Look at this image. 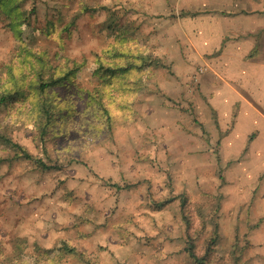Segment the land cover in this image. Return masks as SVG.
<instances>
[{
	"label": "rangeland",
	"instance_id": "1",
	"mask_svg": "<svg viewBox=\"0 0 264 264\" xmlns=\"http://www.w3.org/2000/svg\"><path fill=\"white\" fill-rule=\"evenodd\" d=\"M11 1V16L0 7V91L9 66L24 88L0 104V264H195L187 240L202 255L216 230L206 264H264V165L223 161L206 128L204 2ZM122 37L145 57L123 91L101 68L119 65ZM27 54L74 74L48 97Z\"/></svg>",
	"mask_w": 264,
	"mask_h": 264
},
{
	"label": "crops",
	"instance_id": "2",
	"mask_svg": "<svg viewBox=\"0 0 264 264\" xmlns=\"http://www.w3.org/2000/svg\"><path fill=\"white\" fill-rule=\"evenodd\" d=\"M206 5L210 50L200 92L207 130L223 161L264 165V0H186ZM192 3V4H191ZM197 6V5H196ZM191 19V18H190ZM262 166H260V164Z\"/></svg>",
	"mask_w": 264,
	"mask_h": 264
},
{
	"label": "trees",
	"instance_id": "3",
	"mask_svg": "<svg viewBox=\"0 0 264 264\" xmlns=\"http://www.w3.org/2000/svg\"><path fill=\"white\" fill-rule=\"evenodd\" d=\"M12 1L11 0H0V7H2L3 11L7 13V15L11 16L10 14L14 10V5L12 6ZM13 23V28L15 29V32L18 33L15 24H16V19L12 21ZM121 41L123 42L122 44H125L126 38L122 37L120 38V47L114 48L113 49V54L115 55L114 58H116L120 63L119 65H116L114 67H101L104 70V75L105 78H121L124 79V83L120 82L121 86L124 88L123 90H127L128 87L130 88H137V78L134 77L136 73H133L135 70L140 69L142 66V62H144V55L141 50H135L133 48H128L121 47ZM25 63L29 64L32 68V70L36 73L37 76V88L41 93H45L48 91V97H51V90H53L54 87L64 84L65 81L72 76L74 71H71L67 73L65 76L59 77L55 73L52 72V68L50 65L42 64V65H37L35 57H32L31 55L27 54L25 57ZM15 66H9L7 67V74L10 75V77L7 78V82L4 84L7 86L6 92L2 93L0 91V104L9 102V99H12L22 91L24 88V81H23V71H13ZM20 77H22L20 79ZM140 77V76H139ZM124 84V85H123ZM139 85V84H138ZM100 105H103L102 102L100 101H94L92 99L91 101V106H95L96 108H99ZM39 110L43 116L49 117L51 119L50 115V110L48 109L47 103L44 100H41L39 103ZM107 116V121L110 122L111 116H110V111L108 108L104 109V115L103 117ZM50 121V120H49ZM0 138H3L2 135H0ZM11 142V141H10ZM12 145L16 148V150L19 152V154H22V158H25L27 160H30L32 162L37 163L38 166H41L45 169L52 168L49 166L44 160L42 159H37L35 158L30 152L25 150L20 144L18 143H13ZM186 203H187V198L185 196L182 197L181 200V206H182V212L184 215V220L186 222L188 230L190 229V221L186 216ZM215 237L211 238L209 242L207 243V247L205 250V253L200 255L195 248V243L190 237L187 240V252L189 256L193 259L195 264H206L208 256L214 251V246L216 245L218 241V230L215 231ZM59 250H63L66 253L70 254H75L78 255L81 258H86V255L78 250L75 246L70 245L66 241H64L59 248ZM233 264H240L238 261V258L234 259Z\"/></svg>",
	"mask_w": 264,
	"mask_h": 264
}]
</instances>
